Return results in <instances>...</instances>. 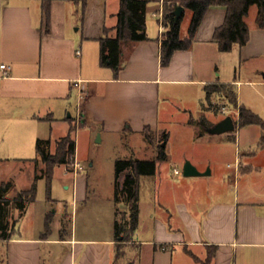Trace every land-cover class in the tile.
Returning a JSON list of instances; mask_svg holds the SVG:
<instances>
[{"label": "crops", "instance_id": "obj_1", "mask_svg": "<svg viewBox=\"0 0 264 264\" xmlns=\"http://www.w3.org/2000/svg\"><path fill=\"white\" fill-rule=\"evenodd\" d=\"M167 1L148 0L147 38L122 44L120 67L115 72L100 63V40L115 36L120 0H0V64H6L0 66V131H4L0 133L4 138L0 168L17 165V174L1 178L0 183L11 182L6 197L13 199L17 191L29 188L44 169L35 156H12L35 147L38 138L51 141L55 129L67 130L59 140L69 132L70 118L76 122L79 117L78 125L99 131L101 140L103 135L161 132L167 135L166 147L173 134L169 125L179 112L190 110L172 105L174 96L195 91V98L201 100L209 83L238 85L236 77H222L218 65L223 56L214 31L225 19L224 5L209 6L190 47L175 50L170 61L161 64ZM185 13L184 7L181 15ZM247 24L249 40L232 47L240 61L264 56V28L256 25L255 15L253 23ZM187 29L183 32L181 22V36L187 35ZM62 113L70 121L68 127ZM189 116L181 122H191ZM6 122L11 125H3ZM182 134L184 141L192 139V134ZM257 138L252 147L237 134L235 142L243 147L236 149L233 168L224 171H215L213 164L219 160H211L205 152H200L203 163L184 153L183 159L189 157L202 172L209 167L210 173L169 180L158 175V163L165 161L158 160L155 173L139 177L138 225L128 243L148 253L151 264H264V132ZM156 155L154 149L151 159ZM89 165L93 167L94 162ZM173 170L179 173L177 167ZM88 179L87 171L62 178L63 187L72 189L70 201L49 197L46 204L35 197L22 212L11 202L5 214L17 216L7 230L9 237L0 239V264H114L121 242L115 237L114 221L117 209L127 204L119 200L116 206H98L108 216L109 228L103 234V216L93 206L97 201L89 194ZM23 180L28 185L18 187ZM80 201L89 218L95 219L91 229L100 235L67 231L66 224L78 214ZM48 214L51 219L46 229ZM56 247L63 248L57 263Z\"/></svg>", "mask_w": 264, "mask_h": 264}, {"label": "rangeland", "instance_id": "obj_2", "mask_svg": "<svg viewBox=\"0 0 264 264\" xmlns=\"http://www.w3.org/2000/svg\"><path fill=\"white\" fill-rule=\"evenodd\" d=\"M255 6H251L247 21L252 24L255 15ZM191 18V10L186 8V13L182 15V30L188 28ZM75 26H73V30ZM182 32V33H183ZM237 46V45H236ZM238 48V46H237ZM223 59L218 64L221 71L222 77H236L239 81L236 86L238 104H244L246 107L253 110L260 117L264 119V56L250 59L247 61H240L238 59V52L236 47L230 51L221 52ZM252 80L254 82H250ZM237 83V81H236ZM188 93V94H187ZM172 105L180 110L188 108L187 114H181L179 112L175 116L174 122L169 127L172 130V139L169 144L166 145L165 151L168 154V158L165 161L158 163V172L167 179L182 178L183 175V164L185 160L190 159L184 158V153L190 155L191 159H197L199 163H203L204 160L201 158L200 152H205L210 156V159L214 158L219 162H214L215 171L218 169L227 170L233 168L235 160L236 149H242V144L237 145L235 142V136L242 135L247 140V144L256 147L257 137L262 135V129L258 124H248L246 126H240L236 123V128L223 133H211L204 126L203 121L208 120L211 123L224 118L227 115H231L237 122L238 119V107L230 103V99L226 97L223 92H212L210 98L206 100L205 93L202 95V99L195 98V91L180 93L171 99ZM204 103L202 105V102ZM201 105V106H200ZM71 113L73 115L74 108L72 107ZM179 110V109H178ZM62 120H65V124L69 126V120L66 118V113L60 114ZM191 115V122L183 121V116L188 117ZM190 117V116H189ZM73 126L71 135L77 141V157L83 165L82 172L86 171L89 174L88 185L89 194L95 201L93 206L95 210L101 212L103 220V234L109 228L107 212H104L103 206H116L117 201L115 199V161L117 159H130V158H143L151 159L154 153V149L158 151V143L160 137H163V133L159 134L147 130L150 135V140L146 137L145 133H133V136L124 134L106 136L101 140L99 131L92 130L82 125H77L74 118H70ZM9 122V120L7 121ZM4 123L3 125L9 127L10 123ZM185 125V127H184ZM190 127V128H189ZM60 129V128H59ZM55 129L51 134V149L55 146L56 140L62 136L67 130ZM4 135V131H0ZM182 133L192 134V139H183ZM99 134V135H98ZM8 135V134H7ZM98 137L100 140L98 141ZM159 137V138H158ZM6 141V138H5ZM0 143L4 145V138H0ZM36 143V142H35ZM163 143V141H162ZM221 150V151H220ZM24 154H19L12 157H34L36 156L35 147L31 146L26 149ZM238 155V153H237ZM193 157V158H192ZM216 160V161H217ZM94 162V166L90 167V162ZM227 163L231 164L230 167ZM217 164V165H216ZM44 167V164H40V168ZM174 167H177L179 173H174ZM17 165L11 163L5 166V169L0 168V181L3 175L17 174ZM209 168V167H207ZM206 168V169H207ZM31 170V169H30ZM43 170V169H42ZM41 169L38 168L40 173ZM126 169L119 175V181L122 183L125 178ZM65 172L64 164H58L54 167L53 177L51 181V187L49 193L47 191L46 181L44 178H37V191L36 200L49 204L52 198H62L65 200L72 199V189H65L62 184V178L64 176H70ZM23 185H17L23 187L28 185L24 180L21 182ZM144 197V192L142 193ZM121 196V195H120ZM148 196V195H146ZM120 200V199H119ZM101 203V204H99ZM101 206L103 209H101ZM54 207L56 205L54 204ZM51 208V207H49ZM116 208V207H115ZM10 209V207H9ZM78 214H73V217L66 224L67 231L76 230L79 236H98L96 229H91L92 226H96L94 218H89L86 205L80 201L78 202ZM94 210V209H93ZM113 214H115L113 212ZM6 220L8 227H12L16 221L17 214H6ZM117 219L121 222L129 220L128 206L125 209H117ZM128 223V222H127ZM91 226V227H90ZM100 233V232H99ZM129 240H123L117 247V256L114 264H151L150 255L139 245L128 243ZM127 242V243H126ZM63 249V248H62ZM60 247H56L55 250V263L59 261L62 250ZM47 253L45 249V254ZM47 263V262H46Z\"/></svg>", "mask_w": 264, "mask_h": 264}, {"label": "trees", "instance_id": "obj_3", "mask_svg": "<svg viewBox=\"0 0 264 264\" xmlns=\"http://www.w3.org/2000/svg\"><path fill=\"white\" fill-rule=\"evenodd\" d=\"M148 0H120V8L117 13L118 21L116 24V34L114 37L105 35L100 40V63L103 66H109L118 71L121 60V46L127 42L140 41L147 38L145 33V10ZM183 5L191 10V18L187 29V35L181 36L180 26L182 15L175 19L173 10L176 5ZM224 5L226 7V16L221 25L214 31V39L221 51H230L237 44L243 46L249 40V26L246 17L249 14L251 6H256L255 23L258 27L264 28V0H169L164 3L163 22L164 30L161 37V64L166 65L177 49L189 48L195 32L201 23L205 12L211 5ZM47 5L44 6V12L47 13ZM206 99L210 98L212 92H223L230 99V103L238 107V119L235 124L240 126L248 124H258L264 131V119L260 117L244 104H238L236 85L233 82H213L205 87ZM192 121V119H191ZM205 127L212 125L208 120L203 121ZM73 126L69 132L56 141L54 150L49 149L50 139L36 140L35 161L41 160L44 169L41 174L35 176V180L29 188L17 191L14 198L5 196V192L11 186V182L0 183V239L7 238L9 230L5 211L8 205L13 202L22 212L26 205L35 199L37 191V178L46 179L47 191H50V185L53 177L54 167L58 164H64L71 160L75 154V139L71 135ZM146 137L150 140V135L145 130ZM167 135L160 139L158 143L157 155L154 159H117L115 161V199L124 200L129 210V220L121 222L117 218L114 221V232L117 239L131 240L132 235L138 225L139 218V177L143 174H153L156 171V162L166 160L167 153L165 144ZM151 142V140H150ZM126 169L125 178L121 183L119 175ZM121 195V196H120ZM51 216L47 215L45 220L46 229L49 227ZM128 222V223H127ZM1 263V259H0Z\"/></svg>", "mask_w": 264, "mask_h": 264}, {"label": "water", "instance_id": "obj_4", "mask_svg": "<svg viewBox=\"0 0 264 264\" xmlns=\"http://www.w3.org/2000/svg\"><path fill=\"white\" fill-rule=\"evenodd\" d=\"M184 10L183 5H176L173 13L175 19H178L182 12ZM236 124L231 115H227L224 118L220 119L219 121L215 122L213 125L207 127V130L211 133H223L229 130L235 129ZM99 135V134H98ZM98 141L100 140V137L97 139ZM164 145V143H162ZM210 173V168H207L205 171H199L197 167L190 161V160H185L183 164V175L189 176V175H199V174H209Z\"/></svg>", "mask_w": 264, "mask_h": 264}, {"label": "built area", "instance_id": "obj_5", "mask_svg": "<svg viewBox=\"0 0 264 264\" xmlns=\"http://www.w3.org/2000/svg\"><path fill=\"white\" fill-rule=\"evenodd\" d=\"M160 18H162V13L160 14ZM77 54H80V51H77ZM1 67H6V64H0ZM80 118L77 117L76 124H79ZM65 172L67 174H71L72 176H76L80 171L83 170V165L77 158V156L74 154L73 157H71V160L69 162L64 163ZM176 171V170H175Z\"/></svg>", "mask_w": 264, "mask_h": 264}]
</instances>
